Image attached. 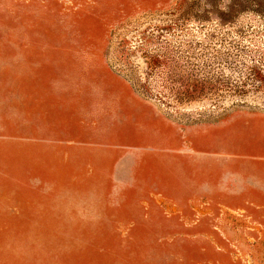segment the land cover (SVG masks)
I'll return each instance as SVG.
<instances>
[{
	"label": "rangeland",
	"instance_id": "obj_1",
	"mask_svg": "<svg viewBox=\"0 0 264 264\" xmlns=\"http://www.w3.org/2000/svg\"><path fill=\"white\" fill-rule=\"evenodd\" d=\"M0 264H264V0H0Z\"/></svg>",
	"mask_w": 264,
	"mask_h": 264
},
{
	"label": "trees",
	"instance_id": "obj_2",
	"mask_svg": "<svg viewBox=\"0 0 264 264\" xmlns=\"http://www.w3.org/2000/svg\"><path fill=\"white\" fill-rule=\"evenodd\" d=\"M174 25H179L178 21L175 22ZM160 29H162V28H160ZM168 61H169L168 59L164 60V56L153 54L149 57V63H151V64H149V66L151 68H156V67L161 66L163 64H167ZM197 80L198 79H196V78H192L191 82L186 80V83H184V88H181V90H179V89L176 90L175 95L176 96L181 95L184 99H186V101L192 100L194 96L198 97L199 95H203V94H200V91L204 85L199 83Z\"/></svg>",
	"mask_w": 264,
	"mask_h": 264
}]
</instances>
